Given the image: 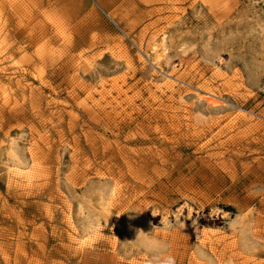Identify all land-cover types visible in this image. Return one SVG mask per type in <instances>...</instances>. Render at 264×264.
<instances>
[{
	"label": "rangeland",
	"instance_id": "rangeland-1",
	"mask_svg": "<svg viewBox=\"0 0 264 264\" xmlns=\"http://www.w3.org/2000/svg\"><path fill=\"white\" fill-rule=\"evenodd\" d=\"M0 264H264V0H0Z\"/></svg>",
	"mask_w": 264,
	"mask_h": 264
},
{
	"label": "bare ground",
	"instance_id": "bare-ground-1",
	"mask_svg": "<svg viewBox=\"0 0 264 264\" xmlns=\"http://www.w3.org/2000/svg\"><path fill=\"white\" fill-rule=\"evenodd\" d=\"M154 48V50H155V52H156V54L158 53L157 51H158V47L157 46H154L153 47ZM208 97V96H207ZM210 98V97H209ZM208 99V98H207ZM213 98H211V100H212ZM209 100V99H208ZM210 101V100H209ZM213 101H214V99H213ZM216 101V100H215ZM212 104V103H211Z\"/></svg>",
	"mask_w": 264,
	"mask_h": 264
}]
</instances>
